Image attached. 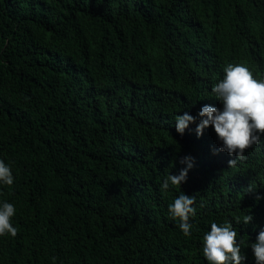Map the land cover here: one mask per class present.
I'll return each instance as SVG.
<instances>
[{
	"label": "trees",
	"instance_id": "trees-1",
	"mask_svg": "<svg viewBox=\"0 0 264 264\" xmlns=\"http://www.w3.org/2000/svg\"><path fill=\"white\" fill-rule=\"evenodd\" d=\"M228 64L264 78V0H0V160L14 177L0 205L18 230L0 236V264H208L212 222L256 264L264 135L237 159L213 154L211 126L195 133L204 105L222 110L211 89ZM185 112L197 120L180 135ZM185 156L186 182L162 191ZM181 193L195 199L187 237L168 214Z\"/></svg>",
	"mask_w": 264,
	"mask_h": 264
},
{
	"label": "clouds",
	"instance_id": "clouds-1",
	"mask_svg": "<svg viewBox=\"0 0 264 264\" xmlns=\"http://www.w3.org/2000/svg\"><path fill=\"white\" fill-rule=\"evenodd\" d=\"M223 71V79L211 89L215 99L222 103V110L204 105L198 113L200 119L195 133L200 137L211 126L220 142V147L214 149L213 154L226 152L229 156L234 154L235 158L244 159V152L258 143L264 135V78L256 79L247 67L240 64H228ZM196 120L197 117L189 115L188 112L177 115L176 132L183 135ZM235 162V159H230L228 165H234ZM180 163L185 167L178 174H169L164 179L161 184L162 191H167L170 185L180 186L186 182L188 171L193 167L192 158L185 156ZM13 182L11 167L0 160V183L11 186ZM260 198L256 196L257 200ZM194 203V197L181 193L168 205L169 216L173 220H179V228L185 237L191 234L192 225L189 219L196 212L192 207ZM15 212L16 209L11 203L4 202L0 205V236L17 235L18 230L11 223ZM252 219L251 215H245L243 224L247 225ZM236 237L237 231L230 222L224 225L212 222L210 231L203 236L202 252L208 264H241L246 257L241 254L240 243ZM250 247L256 264H264V228H261Z\"/></svg>",
	"mask_w": 264,
	"mask_h": 264
}]
</instances>
